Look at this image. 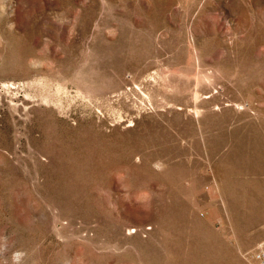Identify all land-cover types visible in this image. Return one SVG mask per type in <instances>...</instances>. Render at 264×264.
<instances>
[{"label":"rangeland","instance_id":"rangeland-1","mask_svg":"<svg viewBox=\"0 0 264 264\" xmlns=\"http://www.w3.org/2000/svg\"><path fill=\"white\" fill-rule=\"evenodd\" d=\"M263 242L264 0H0V264Z\"/></svg>","mask_w":264,"mask_h":264},{"label":"built area","instance_id":"built-area-1","mask_svg":"<svg viewBox=\"0 0 264 264\" xmlns=\"http://www.w3.org/2000/svg\"><path fill=\"white\" fill-rule=\"evenodd\" d=\"M258 259L260 264H264V242L258 252Z\"/></svg>","mask_w":264,"mask_h":264},{"label":"bare ground","instance_id":"bare-ground-1","mask_svg":"<svg viewBox=\"0 0 264 264\" xmlns=\"http://www.w3.org/2000/svg\"><path fill=\"white\" fill-rule=\"evenodd\" d=\"M258 172V171H257ZM234 186V185H233Z\"/></svg>","mask_w":264,"mask_h":264}]
</instances>
